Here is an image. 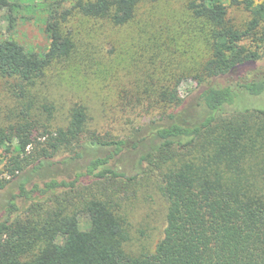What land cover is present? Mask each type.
Wrapping results in <instances>:
<instances>
[{"label": "trees", "instance_id": "trees-1", "mask_svg": "<svg viewBox=\"0 0 264 264\" xmlns=\"http://www.w3.org/2000/svg\"><path fill=\"white\" fill-rule=\"evenodd\" d=\"M64 1L43 0L35 17L0 0L9 28L24 12L48 40L39 49L0 40V264H264V106L230 110L264 93V0H183L185 26L141 40L147 61L126 71L107 58L105 28L160 0ZM239 6L240 25L228 13ZM183 37L205 53L181 52ZM61 74L117 90L116 109L98 111L104 124L83 103L52 121L57 107L37 94ZM184 80L194 86L182 96ZM106 119L117 132L104 131ZM125 156L132 174L116 168ZM149 179L164 225L152 249L135 253L119 193Z\"/></svg>", "mask_w": 264, "mask_h": 264}, {"label": "rangeland", "instance_id": "rangeland-1", "mask_svg": "<svg viewBox=\"0 0 264 264\" xmlns=\"http://www.w3.org/2000/svg\"><path fill=\"white\" fill-rule=\"evenodd\" d=\"M11 1L20 3L25 8V13L39 17L41 2L43 0ZM70 3V0H66L63 2V5L68 6ZM182 3L183 0H160L158 3H154L153 6H149L148 10L142 7L141 11L145 10V12L141 17L138 15L137 19L129 25L111 31L105 28L107 43L104 46L107 51L112 50L110 55H107V58L110 56L114 58L117 55V58L121 61L120 65H118L119 70L117 71H126L125 69H129L131 66L138 68L145 64L147 57L139 55V44L141 40L154 44L156 42L155 36H158L160 31L163 34H167L170 28L174 29L178 26H185L182 22L186 18V13L182 7ZM5 13L6 10H0V40L11 37L26 47L30 45L36 49L44 47L48 43L45 34L41 30L42 24L36 21V19L27 20L25 17H22L24 12H21L16 14L14 26L9 28L8 21L4 18ZM228 13L231 19L238 25L243 24L248 19V13L240 6L230 7ZM79 18L80 16L73 15L67 21V25L74 26L80 20ZM89 23H92V21H89ZM98 32L99 34L95 35L94 39L103 38L102 33L104 30L102 33L100 30ZM186 32L185 29L183 36H186ZM177 43L181 48L186 49V51L182 49L181 52L195 59H198L205 53V48L201 43H192L184 37L177 41ZM262 63L261 65H264V62ZM60 78L59 81L47 83L37 94V99H40L41 102H52L57 107L52 120L54 123L63 122L62 119L65 118L70 106L75 103H83L89 107L91 115L94 117L93 121H99L104 124L97 117L99 109L104 105H106L105 109L109 107L114 109L119 104V99L116 95L117 90L115 88H99L94 85L88 87L86 86L87 84H81L74 78L64 74H61ZM193 86L194 83L191 80L182 81L179 86L180 95L185 96ZM0 93L3 95L2 98H4L2 87H0ZM263 106L264 93L258 96L244 95L238 100L235 106L229 109ZM149 121L147 117L140 118L138 125H145ZM104 127V131L109 130L115 133L117 132L118 126L116 122L112 123L106 119ZM128 157L125 156L123 159H120V162L118 161L116 164V168L118 170H126L128 174H132L134 172L129 171L131 164ZM49 174L50 171L46 170L41 175L48 176ZM150 180H139L140 182L137 184L129 183L125 190L119 193V195L124 197L123 205H125L127 199V205L122 207L125 208V215L127 216L131 232V239L127 246L135 253L152 249L164 225L165 207L162 203L163 200L156 193V189ZM87 222L88 216L81 215L80 226L82 229L85 228Z\"/></svg>", "mask_w": 264, "mask_h": 264}]
</instances>
